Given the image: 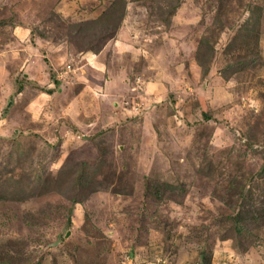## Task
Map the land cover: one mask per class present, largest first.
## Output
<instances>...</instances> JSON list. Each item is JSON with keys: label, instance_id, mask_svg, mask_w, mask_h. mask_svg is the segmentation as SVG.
<instances>
[{"label": "rangeland", "instance_id": "374dc122", "mask_svg": "<svg viewBox=\"0 0 264 264\" xmlns=\"http://www.w3.org/2000/svg\"><path fill=\"white\" fill-rule=\"evenodd\" d=\"M0 264H264V0H0Z\"/></svg>", "mask_w": 264, "mask_h": 264}, {"label": "trees", "instance_id": "16d2710c", "mask_svg": "<svg viewBox=\"0 0 264 264\" xmlns=\"http://www.w3.org/2000/svg\"><path fill=\"white\" fill-rule=\"evenodd\" d=\"M115 10H116V7L113 6L112 9H111V11L108 10V11H106L105 13L108 14V17H109V18H112V19H115L116 16H117V18H118V17H121L120 14H119V13H116ZM89 48H93V45L90 46ZM53 74H54V73L52 72V78H53ZM54 77H55V75H54ZM53 80H54V82H56V83L58 82V81L55 80L54 78H53ZM84 185H85V184H84ZM86 185H88V184H86ZM95 186H96V185H95ZM95 186H94V187H95ZM90 189H91V190H94L92 187H91Z\"/></svg>", "mask_w": 264, "mask_h": 264}, {"label": "built area", "instance_id": "2783aa9c", "mask_svg": "<svg viewBox=\"0 0 264 264\" xmlns=\"http://www.w3.org/2000/svg\"><path fill=\"white\" fill-rule=\"evenodd\" d=\"M137 82H139V81L137 80ZM140 87H142V85H141V83H138L136 86L133 87V90H139ZM135 101H136L135 98H133V100H132V104H133ZM135 107H136V106H134L133 108L135 109ZM136 108H138V107H136Z\"/></svg>", "mask_w": 264, "mask_h": 264}]
</instances>
